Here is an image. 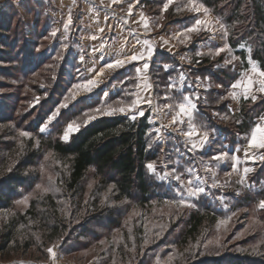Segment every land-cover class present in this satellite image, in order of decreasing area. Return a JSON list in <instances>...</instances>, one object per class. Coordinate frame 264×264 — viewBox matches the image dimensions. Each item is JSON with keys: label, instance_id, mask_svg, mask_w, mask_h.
<instances>
[{"label": "rangeland", "instance_id": "obj_1", "mask_svg": "<svg viewBox=\"0 0 264 264\" xmlns=\"http://www.w3.org/2000/svg\"><path fill=\"white\" fill-rule=\"evenodd\" d=\"M144 1L156 0H138V4L153 27L154 31L151 36L163 35L162 37L167 39L169 35L179 32L177 27L181 24L174 21L175 17L192 18V22L197 18L186 10L180 12L175 10L177 3L186 4L187 0H176V3L170 6L167 11H162L163 3L166 0L151 6L144 4ZM64 2L67 3L69 0H64ZM63 3L60 5L58 0H0L2 15L0 17V192L4 195V199L13 197L9 209L0 211V231H5L18 213L23 215L30 210V214L25 217L27 224L20 223L16 227L15 237L7 249H0V264H52L46 249L51 247L53 243L58 245L55 249L57 264H187L190 260L192 263L202 261L201 264H209L207 262L209 259H217V261L224 259L225 261L233 255L246 253L259 255L258 246L264 247V237L257 241L255 237L257 231L263 227V220H256L246 208L233 210L234 200L241 196L243 190H256V188L248 187L249 185L235 184V186L233 184L243 174L242 169L246 166L244 163L239 166L241 171L234 173L230 178L225 176V173L231 170L232 161L226 159L224 161L226 165L222 171H219V166L222 165H217L214 168L217 174L216 179L226 186L218 189L209 188L208 195L197 201H192L195 206L191 208L172 203V201L179 199L175 181H161L152 174L158 182L171 189L174 199H162L160 202L153 199L147 207H140L135 201H116L113 186H107L103 190L94 168L86 174L81 200L71 198V194L64 189L61 177V174L63 175L68 171L70 159H59L44 144L45 141L49 140L66 143L61 139V136L68 123H63L64 113L67 112L68 108L61 109L57 120L49 125L45 133L39 132V128L46 122L49 114L64 101L72 85L94 75V73L87 72L88 69L92 68H87V65L92 62L88 61L87 56L83 60V62L85 61L86 72L80 69L79 60L81 58L79 59V57L81 54L84 56L88 54L85 50L87 47L84 45L82 48L77 47L80 41L78 29L82 23H80V15L85 11L84 7L81 5V8L70 12L73 23L65 31L63 24L66 22V16L61 10H64ZM198 3H200L199 0ZM203 15L201 12L198 14V18H203ZM211 15L217 19L213 14ZM209 18L215 20L211 16ZM221 23L223 24L222 21ZM54 31L56 35L52 36L51 33ZM222 34L215 25L212 33L202 31L199 34H192V39L187 46L172 40L169 45L175 44L176 46L172 49L175 53L170 55L174 56L180 67H188L192 70L198 65L196 60L208 56L207 53L210 48L214 49L225 43L229 44L227 36H224V39L221 38ZM210 36L216 40L218 45L214 43L208 47L207 39ZM111 41L113 42V40ZM107 42H105L103 49L107 47ZM115 44L118 45V41ZM201 44L205 55L197 57L195 53L198 51V45L201 46ZM65 45H67L66 48ZM108 46L111 47L112 45L108 44ZM248 48L247 46L231 48L230 53L226 52L220 55L223 56L224 61L226 59L232 61L229 64H225L223 61L224 67L233 65L234 69L236 67L239 70L236 65L240 64V57L236 53L244 51V60L242 61L245 68L241 70L236 80L250 71ZM158 52L167 53L166 49L157 50L155 54ZM178 55L187 56L192 63L189 66L181 64ZM220 56L210 57L217 59ZM232 57H237V59H232ZM83 62L81 63L83 64ZM99 62L98 64L95 63L97 70L104 65L105 58L102 60L103 63ZM132 67L133 65L129 64V66L111 74L106 70L104 76L99 77L102 83L98 88L90 94L82 93L76 101L70 102L69 106L83 102L79 104L77 109L84 108L86 105L84 100L88 99L87 102L93 104H91L92 106H85L86 109L84 110L97 107L95 94L101 91L108 92L110 88L112 91L110 95L119 91L123 82H113V77L118 72H127L128 68L131 69ZM257 67H259L258 64ZM61 72L62 74H60ZM132 73L135 75L134 67ZM149 73L153 90L155 88L161 90L159 85L155 86L154 79ZM183 73L189 82L196 80V78L189 77L186 72ZM201 81L207 85L205 89H197L196 92L200 94V99L197 102H204L205 99L201 93L211 88L207 77L206 79L201 78ZM67 83H70L69 86ZM114 86L116 87L114 88ZM216 89L222 90V86L216 87ZM229 91H232L230 87L227 89L226 95ZM256 91L254 89L253 92L256 97L264 95L259 91L256 93ZM37 97L39 102L35 103ZM159 99L155 96V106L171 102L162 98L163 103L159 104ZM240 100H251V98L244 99L242 96L236 100L228 98L230 111L232 104V106L235 105V102L238 104V107L233 109L234 112L231 111L232 113L238 112ZM144 108L146 112H150L149 121L153 132H155V128L161 129L160 133L155 132V140L163 146L171 141L169 143L171 159L179 160L180 170L183 171L190 165L195 166L200 169V175L210 184L212 182L211 174L203 171L201 163L216 165V162L210 158L223 152L224 149L226 150L225 144H220L216 151H213L212 154L209 153L213 149L211 148L213 142L221 135L214 130L209 131V144L202 152L193 156L184 146L180 133L172 131L169 122L162 124V127L156 122L159 118L155 119L153 114V111L156 110L155 107L145 106ZM84 110L72 118L80 122L81 125L86 119L83 116ZM158 113L163 120H169L170 115L173 114L168 109H163ZM117 115L122 114L113 116ZM213 115L215 118H220L216 112ZM262 116L263 114L260 115V117ZM92 121L94 120L90 122ZM185 124L180 127L184 129L187 125ZM22 130L30 132L32 138L21 137L19 133ZM158 136L162 138L157 139ZM40 139L43 140V143L40 142ZM37 140H39L38 145ZM243 142L242 139L241 144ZM174 147H179L180 152L175 153ZM39 149L41 151L38 159L33 165L31 164L32 166H28V157ZM49 153L53 155L49 156ZM173 166L170 164L168 168ZM9 169L11 170L9 171ZM157 170L162 172L164 170L163 165L157 166ZM17 171L26 177L27 183L18 185L14 191L12 187L6 185H8V177ZM247 177L249 179V175ZM230 180L231 182H229ZM244 182L246 183V179ZM37 185H41V188L53 187L58 191L42 192L37 188ZM205 186L207 187V184ZM237 192L239 195L236 194ZM26 196L28 197L27 204L17 203ZM218 196L224 197L227 209L219 202ZM47 197L52 198L55 203L53 206L46 201ZM79 201L80 204H78ZM204 207H208L213 215L207 214L208 211L203 210ZM113 208L115 209L114 217L109 220L107 211H113ZM41 211L53 214V216L49 219L43 218L41 215H37ZM202 211L204 212L202 213ZM194 213L202 214L205 218L202 225L203 229L208 230L202 231V236L197 237L193 242L190 238L186 242L181 240L179 242L178 238L183 233L188 218ZM100 215L102 217L98 220ZM212 216H216V219L211 218ZM228 217L231 219L228 220L227 224L220 223L221 220H227ZM55 219H62L63 224L59 225L58 231L51 232L49 225ZM112 219L114 220L112 221ZM115 221L117 222L115 223ZM89 223H91L88 226L89 229L85 231V227ZM108 223L109 226H107ZM94 224H97L98 227L92 228ZM89 231H92L93 234ZM146 240L147 244H145ZM1 244L2 239L0 238Z\"/></svg>", "mask_w": 264, "mask_h": 264}, {"label": "trees", "instance_id": "obj_2", "mask_svg": "<svg viewBox=\"0 0 264 264\" xmlns=\"http://www.w3.org/2000/svg\"><path fill=\"white\" fill-rule=\"evenodd\" d=\"M161 1L163 0L144 1V4L147 6L157 5ZM199 2L206 5L211 14L223 22L228 32L227 41L231 48H237L242 43L245 44L251 49L249 52L250 58L257 62L260 68H264V0H199ZM170 10L172 11V9ZM0 17H2L1 11ZM174 21L182 25H189L192 23V18L175 17ZM236 54L241 60L244 58V51ZM223 59V56L211 59L209 55H206L200 58V63L191 70L188 67H180L174 56L158 52L151 61L149 73L154 79L155 86L159 85L161 87V90L156 88L153 90L154 96L160 98L159 104L163 103L162 97L167 91L166 78L169 76V73L163 70L161 62L175 66L171 71L173 79H178L181 72H186L192 78L200 76L202 79L206 77L209 79L211 88L201 93L205 101L197 102L198 113L195 119V122L205 124L209 131L214 130L221 135L213 142L211 147L213 149L209 154L216 151L218 146L223 143L227 144L231 149L240 145L242 136L250 134L253 126L257 124V119L264 112V95H259L255 102H252V100H240L237 113H232L228 109V99H220L226 95L227 89L238 78L241 70L245 68L244 63H241V61L240 64L236 65L239 70H235L233 65L224 67L222 65ZM132 71L133 67L131 69L128 68L127 72L120 71L113 77L112 81L123 82L122 88H127L134 83V81L127 79L130 75L134 76ZM69 84L67 83L68 86ZM217 85H221L222 90L216 89ZM102 94L103 91L95 94V104L102 100ZM120 94L119 90L111 94L109 99L115 98ZM172 95L173 97H178L180 94L173 91ZM87 101L88 99L84 100L86 104L84 108L77 109L79 104L83 102L69 106L67 112L64 113L63 123L74 120L72 118L78 116L81 110L93 104ZM215 112L220 115V118L214 117L213 113ZM149 117V111L146 112L145 117H139L135 122L124 115L102 116L87 123L86 126L84 124L81 125L80 130L72 135L66 143L51 140L45 141L46 147L56 157L61 160L70 159L69 169L63 175L61 174V177L64 189L71 194V198L81 200L84 193L86 174L92 168L95 169L96 176L99 178L103 190L107 186H113L116 201H135L140 207H147L153 199L160 202L162 199L172 198L171 189L166 187L165 184L158 182L146 168V164L149 162H156L157 166H159L161 160L171 159L169 149L171 141L166 146H163V144L155 140V132L152 130ZM40 142L43 143V140L40 139ZM149 144H151V148H149ZM40 151L41 149L36 150L28 157V166H32L35 163ZM20 173V171H17L8 177V185L6 186L12 187L15 191L18 185L27 183L26 177H23ZM249 179L250 182L256 185L257 189L243 190L241 196L234 200L233 210L246 208L252 217L264 222V210L258 208L259 200L264 199V162L255 166V170ZM12 199V196L4 199V195L0 192V211L9 209ZM46 199L51 206L55 204L51 197ZM78 204H80V201ZM32 206L34 207V205ZM203 210L208 211L206 212L207 214L213 215V212L208 207H204ZM107 212L109 220L114 217V208L113 211L108 210ZM45 213L41 211L37 215L48 219L53 216V214ZM27 214H30V210L23 215L18 213L15 219H12L7 226V229L0 231V238L2 239L1 250L7 249L15 237L16 227L20 223L27 224L25 218ZM101 217L102 215L98 217V220ZM211 218L216 219V216ZM204 221L205 218L202 214L194 213L191 215L178 241L186 242L190 238L193 242L197 237H201L204 230H208L203 229ZM62 224V219H55L49 225V229L51 232H56L59 230V225ZM90 224L85 227V231H88ZM109 225L108 223L107 226ZM94 227H98V225L94 224L92 228ZM89 232L92 233V231ZM263 237L264 223L263 227L257 231L255 239L257 241ZM258 249L259 255L246 253L233 255V257L225 261L224 259H219L218 261L217 259H209L207 262L209 264H221L223 262L225 264H264V247L258 246ZM201 263L202 261L192 263L190 260L187 264Z\"/></svg>", "mask_w": 264, "mask_h": 264}, {"label": "snow or ice", "instance_id": "obj_3", "mask_svg": "<svg viewBox=\"0 0 264 264\" xmlns=\"http://www.w3.org/2000/svg\"><path fill=\"white\" fill-rule=\"evenodd\" d=\"M112 3H117L118 0H111ZM176 3V0H166L163 3L162 11H167L170 6ZM175 10L177 12L180 11H188L195 16H198L201 12H203V18H195L194 21L186 26L184 29L180 30L177 33H173L169 35L167 39L161 37L162 45L169 46L170 41L174 40L178 44H182L187 46V44L192 39V34H199L200 32H209L212 33L215 29V25H220V28L223 30V35L227 36L228 32L226 30L225 25L221 23V21L217 18L215 20L209 18V11L207 6L203 3H198V0H187L186 4H176ZM132 8L129 6L128 12L131 14ZM143 20V27L146 31L149 30V23L147 19ZM72 16L69 12L67 17V21L63 24V28L65 31L69 29L72 25ZM127 23V21H125ZM99 31L102 33L104 31L103 28H100ZM52 36L56 35V32L51 33ZM212 38L211 36L209 37ZM91 39L96 40L97 37L93 35ZM139 43V41H137ZM175 44H172L168 47V51H172V47H175ZM65 48L67 45L64 46ZM240 48H244L245 44H240ZM104 45L101 44L99 48H93V53L100 52L99 59L103 60L104 58ZM142 49L132 54L126 55H118L113 59H109L104 65L98 70L95 68L96 57L93 56V67L88 69L87 71L94 73L91 78H86L82 81H78L73 84L71 89L68 92V95L65 97L64 101L60 103L54 111H52L47 120L43 125L39 128L40 133H45L48 130L50 124L53 121H56L58 116L61 113V109L69 108L70 102L76 101L77 97L82 93L90 94L94 91V89L98 88L102 83V80L99 77L104 76L105 71L107 70L109 74L112 72L118 71L119 69L125 68L127 65L131 64L134 67L135 75L128 76L127 79L134 81L132 85L127 88L120 89V95L109 99L110 93L103 92V100L98 102V106L95 108H90L83 111V116L86 119L83 121L84 126L91 120L97 119L99 116H113L116 114H122L128 117L131 121L135 122L138 117H145L146 110L144 105H147L149 108L153 107L155 102V96L153 94V85L150 82V77L148 75L149 69L151 67V61L154 55V45L149 39H144L142 42ZM230 44H223L222 46L216 47L214 49H209L207 53L210 56H220L222 53H230L231 52ZM250 52L251 49L248 48ZM197 57H201L205 55L203 51H197L195 53ZM59 58V57H58ZM185 57L181 56V60ZM232 59H237V57H232ZM84 57H81V61L83 62ZM139 66L134 62H141ZM189 64L192 63L191 60L188 61ZM231 60L226 59L224 61L225 64L231 63ZM163 66V70L169 73V76L166 78L167 83V91L163 95V99L166 101H171L169 103H165L163 105H156V111L160 112L163 109H168L174 114L171 118V125L173 132H179L184 139V146L187 148L188 152L193 156L198 152H202L209 141V130L207 126L203 123H197L194 120V113L197 111V103L196 101L200 99V94L198 92L187 93L184 91V85L186 81V76L183 72H181L178 76V79H173L171 76V71L174 69V65L161 62ZM196 63H200L199 60ZM248 63L250 65V71L245 73L240 79L236 80L230 85L232 91H229L227 95L222 96L220 99H228L231 98L236 100L238 97L242 96L244 99L251 98L252 102H255L257 99L256 95L253 94L254 89L259 91V93L264 94V68L257 67V62H254L249 58ZM206 79V78H205ZM192 85H189L191 87ZM201 77H196L195 87L200 88ZM116 86H114L115 88ZM217 87H221V85H217ZM173 91L179 93L178 97H173ZM159 95V94H156ZM128 97V99H126ZM39 102V98L37 97L35 103ZM187 124V130L182 129L180 126ZM81 123L77 120H72L67 123L65 130L62 133L61 139L64 142H68L70 140V136L78 132L80 130ZM155 132L160 133V128H155ZM19 135L25 138H32V134L28 131H20ZM161 136H158L157 139H161ZM37 145L39 144V140L36 141ZM149 148H151V144H149ZM236 151H240L237 149ZM174 152L179 153L180 148L174 147ZM259 154V155H258ZM52 153H49V156H52ZM212 161L216 162V165H212L210 163H201V168L204 172L210 173L212 177V182L208 184V181L200 175V169L195 166H188L183 171L180 170V162L179 160L169 159L167 161L161 160V164L163 165L164 170L159 172L157 170L156 162H149L146 164V168L150 174L156 176L161 181L172 182L175 181V187L177 195L179 196L178 200L172 201L182 207H193L195 206L192 201H197L201 199V197L208 195V189H218L225 187L226 184H221L216 179V172L214 168L223 163L226 159H230L232 161L231 170L225 173V176L231 177L234 173H239L241 170L239 166L244 163L246 164L248 161L255 162L257 159L264 162V117H260V122L255 124L251 130L250 137L247 140V145L243 149V159H241L238 155L230 154L227 151L221 152L219 154L213 155L210 158ZM174 165L170 169L168 165ZM11 169H9L10 171ZM254 168L251 167H243L242 175L239 176L236 183H239L243 186L245 179L248 174L253 172ZM51 179V178H50ZM207 184V187L205 186ZM91 187V185H90ZM37 188L42 192H48L50 190L58 191L53 187L49 188H41V185H37ZM239 195V193H236ZM217 199L219 202L224 205L225 209H227V204L224 201L223 196H218ZM28 197H24L22 200L17 201L19 204H27ZM258 208L264 210V199H260L258 202ZM235 215V213H233ZM231 217H228L227 220H221V224H227L228 220ZM157 235H159L157 233ZM147 244V240L145 241ZM58 247L57 244L53 243L51 247L46 249L49 257L52 261V264H57V253L55 249Z\"/></svg>", "mask_w": 264, "mask_h": 264}, {"label": "crops", "instance_id": "obj_4", "mask_svg": "<svg viewBox=\"0 0 264 264\" xmlns=\"http://www.w3.org/2000/svg\"><path fill=\"white\" fill-rule=\"evenodd\" d=\"M58 2L61 5V3L64 2V0H58ZM81 5H83V7H84L83 9L85 11L83 12V10L81 9V11L83 13L80 15V23L81 22L82 23L78 29L80 41H79V44H77V47L82 48L83 45H84V47H87V49H85V50H86V53H88V54H86L85 56L81 54V56L79 57V59H80L82 56L83 57L87 56L86 58L89 59L88 61H92L91 64L87 65V68L93 67V56H95L97 58L96 59L97 64H98V61H100L99 63H103L102 60L99 59V57L101 55L100 52L93 53L92 49L94 47L99 48L101 46V44L104 45V44H106L105 42H107V41H108L107 47L105 49H103V51L105 53V55H104L105 63L109 59H113L118 55L132 54V53H135L137 51L143 50L142 49V42L144 39H149L153 43L154 48H155L154 54L157 50H162V49H166V52L169 54L175 53L174 50H172L171 52L168 51V47H170L171 45H169V46H163L162 45L161 37L163 35H155V36L152 35L151 36V34L154 31L153 27L151 26V23L147 19V16L144 13V11L142 10L141 6L138 4V0H118L117 3H112L111 0H69V2L63 3L64 10L61 9L62 7L60 8L64 12V15L66 16V21H67V17H68L69 12L75 11L79 7L81 8ZM129 6H131V8H132L131 14H129V12H128ZM142 16L144 19H147V21L149 23V30L148 31H146L143 27V20L141 19ZM209 16L214 18L211 15L210 11H209ZM197 18H198V16H197ZM125 21H127V23H125ZM186 26H188V25H186ZM186 26L181 24V26H179L177 28H179V30H182ZM100 28L104 29V31L102 33L99 31ZM217 28L219 29V31L221 33H223V30L220 28V25H217ZM93 35H95L97 37L96 40L91 39V37ZM107 38H109V39H107ZM221 38L224 39L223 34H222ZM111 40H113V42ZM207 40L209 42L207 44L208 47H209V45L210 46L214 45V43L218 45V43L216 42V40L214 38H211V39L209 38ZM116 41H118V45L115 44ZM137 41H139V43ZM108 44H110L112 46L110 47V46H108ZM113 44H115V45L113 46ZM202 44H201V46L198 45V47H197L198 51L204 50L202 48ZM172 49H174V48L172 47ZM75 52H76V49H75ZM181 56H184V55H178V59L181 62V64L189 66L188 61L190 59L187 58V56H184L185 58L183 60H181ZM242 60H244V59H242ZM242 60L240 59L241 63L243 62ZM79 62L81 65L80 69H83V72H84L86 69L85 68V61L82 64L81 63L82 61L80 59ZM136 63L139 66V64H141L142 61L136 62ZM127 66H129V65H127ZM96 67L97 66L95 65V68ZM235 69H236V67H235ZM195 82H196V80L189 82L188 79L186 78L185 85H184V91H188L187 93L196 92L197 89L198 90L205 89V87L207 85V83L201 81L202 87L196 88ZM189 85H193V86L189 87ZM108 92L112 93L111 88ZM256 93H257V91H256ZM196 103H197V101H196ZM232 105H231V111H233V109L236 106L238 107L237 102H235L234 106H232ZM145 106H147V105H144V107ZM153 107H155V105H153ZM197 113H198V110L194 113V119H195V116ZM153 114L155 115V119L159 118V120L156 122L161 127H162V124H166L167 122H169L168 124L170 125V127H174L171 125V118H172V115L174 113L172 115H170L169 120H163V118H161V116L159 115V113L156 110L153 111ZM262 117H264V112H263ZM259 122H260V119L257 120V123H259ZM184 129L187 130V125ZM180 137H181V140L183 141V144H184L185 138L181 135H180ZM249 137H250V134L248 136H242V139L244 141L243 144H241L240 146H237L233 149L228 148L227 145L225 144L224 146H225L226 150L224 149L223 152L227 151L233 155H238V156L240 155L241 159H242L243 158V149L246 147L247 140ZM208 144H209V141H208L207 145ZM237 149H240V151H236ZM261 162L262 161L257 159L255 162L248 161L245 165L247 167L254 168V170H255V166L260 164ZM224 163H221L222 166H219V171H222V169L226 165V163L225 164ZM219 171L217 170V172H219ZM253 172L248 174L249 177L252 175ZM229 182H231V180ZM233 184L234 185L235 184L240 185L239 183H236V182H234ZM244 185H247V186L249 185L248 187L257 189L256 185L253 182H250V179H248V177L246 178V183L245 182L243 183V186Z\"/></svg>", "mask_w": 264, "mask_h": 264}]
</instances>
